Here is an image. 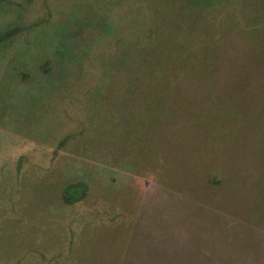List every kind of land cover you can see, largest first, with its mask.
<instances>
[{"label":"rangeland","instance_id":"1","mask_svg":"<svg viewBox=\"0 0 264 264\" xmlns=\"http://www.w3.org/2000/svg\"><path fill=\"white\" fill-rule=\"evenodd\" d=\"M0 264H264V0H0Z\"/></svg>","mask_w":264,"mask_h":264},{"label":"trees","instance_id":"2","mask_svg":"<svg viewBox=\"0 0 264 264\" xmlns=\"http://www.w3.org/2000/svg\"><path fill=\"white\" fill-rule=\"evenodd\" d=\"M88 192V185L86 183L74 182L66 186L64 190V200L69 203H76L85 198Z\"/></svg>","mask_w":264,"mask_h":264}]
</instances>
